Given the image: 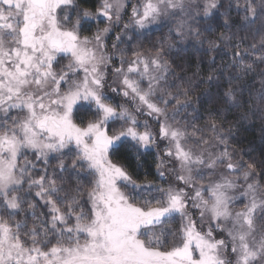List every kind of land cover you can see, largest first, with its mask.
Returning <instances> with one entry per match:
<instances>
[{
  "label": "snow or ice",
  "instance_id": "1",
  "mask_svg": "<svg viewBox=\"0 0 264 264\" xmlns=\"http://www.w3.org/2000/svg\"><path fill=\"white\" fill-rule=\"evenodd\" d=\"M246 121L264 0H0V264H264Z\"/></svg>",
  "mask_w": 264,
  "mask_h": 264
},
{
  "label": "trees",
  "instance_id": "2",
  "mask_svg": "<svg viewBox=\"0 0 264 264\" xmlns=\"http://www.w3.org/2000/svg\"><path fill=\"white\" fill-rule=\"evenodd\" d=\"M233 18H234V22L235 23H239V21L236 19V14L235 12H233ZM236 29L233 28V31H235ZM221 31H224L223 28H217L216 32L211 35L208 36V39H216V37L219 35V33ZM166 34L165 30L163 29V31H155L153 36L150 38L152 41H155L157 38H159L160 36ZM145 47L150 46L149 44V40H145L144 42ZM205 49L207 48V44H205ZM203 51V50H201ZM227 51V49H226ZM201 55V52H197L194 49L189 48L187 56L189 58V62L191 64V68L188 71V75L192 74V71H195V65L197 63V57ZM213 55H217L216 53H208L203 55V60L205 61V63L202 64L201 68H200V73L203 76H207L210 72V66L207 63V61L210 59L211 56ZM222 55V54H221ZM228 57H224V62H228ZM179 62V61H177ZM221 64V59L219 58V56L217 57L216 60V65L219 66ZM207 86L205 85L204 88H206ZM204 88L198 89L197 90V94H199L200 91H203ZM214 90V89H213ZM79 115H83V113H78ZM260 122L256 121V122H250V121H246L243 122L242 124L239 125L238 129L235 132L237 141L238 143V148L240 149H245V150H250V149H254V151L251 152L252 156H255L257 158H264V155H262V153H264V142H262L261 140V133H260ZM248 157H245V159H247ZM142 162H144L145 167L144 169H141L140 172V178L143 179L144 176V172L145 171H151L152 175H149L148 179L151 180H156V176H155V152L151 153L150 155H146L144 157H142ZM157 182L159 183L160 181L157 180Z\"/></svg>",
  "mask_w": 264,
  "mask_h": 264
},
{
  "label": "rangeland",
  "instance_id": "3",
  "mask_svg": "<svg viewBox=\"0 0 264 264\" xmlns=\"http://www.w3.org/2000/svg\"><path fill=\"white\" fill-rule=\"evenodd\" d=\"M164 30H165V33H167V29L165 28ZM119 100H120V98L117 97V101H119Z\"/></svg>",
  "mask_w": 264,
  "mask_h": 264
}]
</instances>
